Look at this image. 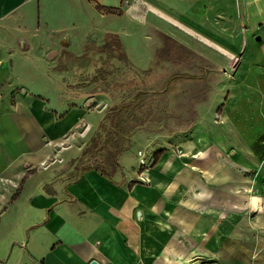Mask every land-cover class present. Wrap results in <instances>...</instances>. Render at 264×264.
<instances>
[{
    "label": "crops",
    "instance_id": "obj_1",
    "mask_svg": "<svg viewBox=\"0 0 264 264\" xmlns=\"http://www.w3.org/2000/svg\"><path fill=\"white\" fill-rule=\"evenodd\" d=\"M158 2L159 11L193 28L251 32L264 25V0ZM122 10V0H0V178L16 186L0 197V264H264V210L254 219L241 213L264 201H241L238 179L225 181L213 151L184 165L189 140L174 139L180 156L165 150L149 167L147 156L141 165L125 151L110 180L74 169L80 152L40 167L53 152L49 141L86 114L63 94L60 74L75 77L76 67L55 69L65 52L81 53L62 48L49 70L35 46L55 34L84 45L97 23L120 38L128 27Z\"/></svg>",
    "mask_w": 264,
    "mask_h": 264
},
{
    "label": "rangeland",
    "instance_id": "obj_2",
    "mask_svg": "<svg viewBox=\"0 0 264 264\" xmlns=\"http://www.w3.org/2000/svg\"><path fill=\"white\" fill-rule=\"evenodd\" d=\"M153 4L158 6V0H122V11L127 12L128 27L120 37L134 65L152 67L150 84L157 85L177 71L199 75L203 69L211 70L204 75L202 82L186 87L189 94L180 102L183 106H193L197 112L196 121L188 129L174 133H153L140 129L131 137L128 150L133 156H138L135 153L137 149L148 152L146 165L149 167L154 156L165 150L171 155L180 156V146L173 143L174 139L189 140L193 146L190 147L184 165L190 167V157L200 152L213 151L224 167L225 181L238 179L234 180L239 183L238 187H234V192L239 194L241 201H264V139H261L264 135V53L261 50L264 44V25L251 32L204 28L198 22L190 23L195 26L193 28L182 19L173 20L172 16L177 14L168 15ZM208 17L210 22H215V15ZM160 33L168 35L176 44V48L170 51V58L157 54L161 50L164 53L166 44L159 36ZM59 36L51 35L46 45L38 44L34 48L43 54L49 70L62 48L83 53V41L74 40L78 43L71 44L67 40L60 41ZM88 36L96 46L101 44V26L97 23ZM178 46L188 51H180ZM97 50L92 49L94 53ZM180 59L182 61H178ZM60 77L63 94L79 101L86 116L61 138L49 141L53 152L41 168L67 161L69 157L78 154L93 133L105 108L119 97L117 93H104L92 85L78 86L69 72L61 73ZM133 141H136V147ZM3 179L0 178V183ZM4 181L8 184L0 187L2 198L11 188L16 187H8L12 184L8 179ZM222 189L225 193L231 191L227 184ZM263 210L264 206H257L255 210L241 213L249 214L254 219Z\"/></svg>",
    "mask_w": 264,
    "mask_h": 264
},
{
    "label": "trees",
    "instance_id": "obj_3",
    "mask_svg": "<svg viewBox=\"0 0 264 264\" xmlns=\"http://www.w3.org/2000/svg\"><path fill=\"white\" fill-rule=\"evenodd\" d=\"M107 10L116 12L113 8ZM159 36L166 44L164 53L161 50L157 54L170 58V51L176 48V44L168 35L160 33ZM93 48L98 49L97 53L92 51ZM178 49L183 52L187 50L182 46H178ZM64 54L67 58L59 60L55 69L75 66L76 85H92L104 93L119 95L105 108L79 155L71 160L78 172L95 170L110 180L120 170V156L130 147L131 137L136 131L174 133L188 129L197 119L193 106H183L180 102L189 94L186 87L202 82L211 68L203 69L199 75L177 71L157 85H152L149 81L152 67L134 65L119 36L112 32L104 33L98 46L94 40L87 38L83 53L79 56L69 52ZM261 139H264V135Z\"/></svg>",
    "mask_w": 264,
    "mask_h": 264
},
{
    "label": "built area",
    "instance_id": "obj_4",
    "mask_svg": "<svg viewBox=\"0 0 264 264\" xmlns=\"http://www.w3.org/2000/svg\"><path fill=\"white\" fill-rule=\"evenodd\" d=\"M137 155H138V158H139V163L141 165H145L146 154L144 152H142V151H138Z\"/></svg>",
    "mask_w": 264,
    "mask_h": 264
},
{
    "label": "water",
    "instance_id": "obj_5",
    "mask_svg": "<svg viewBox=\"0 0 264 264\" xmlns=\"http://www.w3.org/2000/svg\"><path fill=\"white\" fill-rule=\"evenodd\" d=\"M259 39V37H257V40ZM145 178H147V176H144ZM90 264H99L97 261H95V260H92L91 262H90Z\"/></svg>",
    "mask_w": 264,
    "mask_h": 264
}]
</instances>
